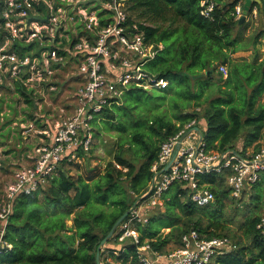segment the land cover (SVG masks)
Segmentation results:
<instances>
[{"label": "trees", "instance_id": "1", "mask_svg": "<svg viewBox=\"0 0 264 264\" xmlns=\"http://www.w3.org/2000/svg\"><path fill=\"white\" fill-rule=\"evenodd\" d=\"M244 1L218 0L211 19L200 15L201 0L128 1L127 26L136 24L149 43L162 45L145 70L156 80H163L164 86L138 87L131 83L116 102L95 116L92 124H103L112 139L110 160L103 169L90 167L94 144L87 152L77 149L79 162H68L70 153L48 184L14 200L3 235L10 249L1 251L0 264H96L100 242L148 192L151 167L161 145L192 121L202 131L207 152L231 149L244 154L252 145L255 151L261 147L264 58L259 49L264 40V0H260L261 6L253 3L247 14L253 18L255 10L258 23L262 16L261 29L257 23L247 37L243 34L246 20L239 24L235 16L236 6L242 8ZM247 51L252 52L251 60L233 59L235 54ZM220 66L225 67L226 74L219 71ZM15 92L24 99V113L33 118L32 92L18 83ZM71 167L78 172L76 176L70 175ZM228 175V171H222L199 176L200 184L214 195V201L205 207L191 202L189 188L174 181L159 198L164 214L138 226L140 244L148 240L154 250L165 252L171 241L174 248L179 247L181 237L191 230L207 238L230 239L224 201L230 199L238 207L247 188L254 190L264 183V173L256 184L245 188L239 200L230 197ZM251 199L256 203L255 213L243 218L238 227L240 237L230 239L236 248L219 264H264V239L256 230L262 217L256 213L262 198L256 194ZM181 215L187 220L182 221ZM152 222H159L160 228L149 230ZM162 229H170L169 234L162 237ZM121 247L116 237L112 238L100 252V260ZM110 256L123 264H138L130 245L119 256Z\"/></svg>", "mask_w": 264, "mask_h": 264}, {"label": "built area", "instance_id": "2", "mask_svg": "<svg viewBox=\"0 0 264 264\" xmlns=\"http://www.w3.org/2000/svg\"><path fill=\"white\" fill-rule=\"evenodd\" d=\"M128 1L0 0V100L6 93L15 94L18 83L32 92L37 106L39 95L45 99L47 94L59 90L62 84L59 77L64 75L66 66L73 64L71 61L77 64L75 76L81 82L75 90L70 115L47 125L44 121L36 122L34 116L43 118L34 112L33 118L13 123L21 139L31 145L32 156L28 166L15 170L13 179L3 190L0 253L10 249L3 235L14 200L48 184L70 153L67 161L77 162L75 151L90 149L94 117L116 102L131 83L138 87L164 86L163 80H156L145 70L162 45L149 43L136 24L127 26ZM217 4L218 0H201L200 15L211 19ZM241 15L242 8L237 5L236 20ZM219 71L226 73L224 66ZM5 115L4 111L0 113L1 122ZM196 128L192 121L161 145L157 161L151 167L153 176L148 192L143 195L147 194L152 206H156L161 194L174 181H179L189 188L191 202L205 207L214 201V195L206 185L200 184L199 176L222 171L229 172L226 184L230 197L239 200L245 188L256 184L264 173V145L256 151L247 149L244 154L231 149L207 152ZM186 132L188 135L177 148ZM183 144L187 146L185 149ZM147 223L137 203L113 236L122 249L107 252L100 264H123L110 254L119 256L127 245L134 247L138 264H219L221 258L236 248L228 238H207L191 230L181 237L179 247L156 251L148 240L140 244L137 228ZM256 230L264 239V215L258 220Z\"/></svg>", "mask_w": 264, "mask_h": 264}, {"label": "rangeland", "instance_id": "3", "mask_svg": "<svg viewBox=\"0 0 264 264\" xmlns=\"http://www.w3.org/2000/svg\"><path fill=\"white\" fill-rule=\"evenodd\" d=\"M225 1H232V0H225ZM255 11V10H254ZM256 12V11H255ZM256 15H253L252 17L246 16V22H247V28L243 31V34L245 37L250 36L258 23V20L256 19ZM146 26H150L149 23L147 22H142ZM261 46H260V53H261V58H264V40L261 41ZM252 52L247 51V52H239L233 56V59H246V60H251ZM70 68H67L65 71V75L60 76V81L63 82L62 77L64 78L65 85L57 90L56 92L51 93V96L48 99L47 103H44L43 106V112L47 113L48 120L55 121L61 117L60 114H64L65 112L59 111L61 108L64 109H69L68 106H71L73 104V98H74V93L75 90L79 87L80 85V80L75 76L76 73V68L74 65H69ZM226 74V73H225ZM12 94L8 93L6 95V99L4 101V104H9L8 106H13L14 101L9 100ZM45 96V95H44ZM39 97H41L39 95ZM46 98V96H45ZM43 99V98H42ZM2 103L0 102V111H2L1 105ZM10 111H13L12 108L9 107ZM50 113H49V112ZM65 111V110H64ZM17 116V113H14ZM24 116L27 114L23 113ZM28 116V115H27ZM5 120L7 121V117L4 116ZM11 119V118H10ZM96 117H94V120ZM3 121V123H0V200L2 198L3 190L5 185L10 182L13 177L12 174L13 172L18 169V164H20L22 161L20 159L22 158L23 153H27V150H24V145L27 146L25 148H28L31 150V145L28 144L27 142L23 141L21 137L19 136V133L16 134V136H12L11 132L17 133V128H14L13 126H8V124ZM34 120L37 122L43 121V119H40L36 116H34ZM93 122V121H92ZM91 126L93 129V148H92V153L91 157L89 158V164L90 167H100V169H103L105 164L110 160V156L108 155V152L112 148V139L110 137L109 132H106L103 130L104 125L99 124V126L95 125V123L92 124ZM5 123V124H4ZM203 128H205V125H203ZM203 130V129H202ZM202 132V131H200ZM98 134V135H97ZM13 137V138H12ZM237 144H242L241 142H238ZM261 145H264V140L261 142ZM187 146L183 144L182 148H186ZM254 148V145L248 147L250 151H252ZM246 149V150H247ZM70 175L76 176L78 172L74 167H71L69 169ZM260 194L261 195V202L259 204L260 210H258V215L261 217L264 215V183L260 186V188H256L254 190H250V188L246 189V194L243 197L242 202L239 203L238 207L237 205L229 200H225V214L224 218L226 219V226L228 227V236L230 237L231 240L236 241L239 237L240 234L238 232V227L239 224L242 222L243 218L248 215V214H254L255 213V201L251 199V195H256ZM139 203L140 211L141 213H144L146 218L149 220V218H152L153 216H161L165 212V208L163 205L162 201H157L156 207H152V203L150 204L149 198L146 200H141ZM181 220L186 221L187 217L181 215ZM68 225H71V222H68ZM161 224L159 222H152L149 225V230L155 231L160 228ZM170 229H162L160 231V234L162 237H165L169 234ZM174 241H171L166 249H172L174 248Z\"/></svg>", "mask_w": 264, "mask_h": 264}, {"label": "crops", "instance_id": "4", "mask_svg": "<svg viewBox=\"0 0 264 264\" xmlns=\"http://www.w3.org/2000/svg\"><path fill=\"white\" fill-rule=\"evenodd\" d=\"M253 15L255 16L256 15V12H255V14H254V12H253ZM71 63H73V64H69V65H75V68H76V66H77V64L76 63H74V62H72L71 61ZM66 66L64 69H66V68H70V66ZM64 71V70H63ZM76 71H77V68H76ZM76 74V73H75ZM64 75H65V72H64ZM63 76V75H62ZM62 80H63V82H62V84H61V86H60V88L59 89H61L65 84V81H64V78H62ZM44 94H46V93H44ZM6 95H7V93L5 94V97L3 98V99H1L0 100V102L2 103L1 105V108H2V111H0V113L1 112H5L7 115H5L6 117H7V121L5 120V118H3V121L5 120V122L8 124V126H13V123L14 122H17V121H20V120H22L23 118H26V117H28L27 115L26 116H24V110H25V108H26V105H25V103H24V99H23V97H22V95L19 93V92H15V94H12L11 95V97H12V99L10 98L9 100L11 101V100H13L14 101V104H13V106L11 105V106H8L9 104H4V101H5V99H6ZM51 96V94H47V96H46V98L44 99H42V97H38V99H36V104H37V106H34V114H39V116H42V118H43V121L45 122V123H47V125H50V124H52L53 122H55V121H57V120H59L60 118H62L64 115H66V116H68V115H70V111H71V113H72V111H73V109H72V107L74 106V100H73V104L71 105V106H68L69 107V109L67 110V109H60L59 111H61V112H65L64 114H60L61 115V117L59 118V119H57V120H55V121H52V120H48L49 118L48 117H50V116H48L47 117V113L46 112H43L44 110H43V106H44V103H47L48 102V99H49V97ZM74 99V98H73ZM33 104H34V102H33ZM40 106V107H39ZM9 107L10 108H15L13 111H10L9 110ZM49 112V111H48ZM14 113H17V116H16V114H14ZM50 113V112H49ZM34 114H33V116H34ZM11 118V119H10ZM29 118V117H28ZM0 123H1V121H0ZM3 123V122H2ZM5 124V123H4ZM17 131V133H14V132H11L12 133V136H16V134H18V130H16ZM13 138V137H12ZM25 147H27V146H25L24 145V150H27V153H23L22 154V158L20 159V161H22L20 164H18V169L19 168H22V167H25V166H28L30 163H31V160H30V157L32 156V148H31V150H29L28 148H25ZM77 162H79V160H77ZM17 170V169H16ZM15 172V171H14ZM14 172H13V174H14ZM13 174H12V177H13Z\"/></svg>", "mask_w": 264, "mask_h": 264}, {"label": "water", "instance_id": "5", "mask_svg": "<svg viewBox=\"0 0 264 264\" xmlns=\"http://www.w3.org/2000/svg\"><path fill=\"white\" fill-rule=\"evenodd\" d=\"M253 3L258 4L259 6H261V1L260 0H245L243 7H242V15L239 18V24H241L242 22L245 21L247 14L249 13L251 6L253 5ZM259 29H261L262 27V16H259V23H258ZM196 131L199 133L200 136V140L202 141V137H201V133L200 130L198 128H196ZM189 132H186L185 134L182 135V137L179 140V143L177 145V148H179L180 143L186 138V136L188 135ZM171 161L165 166V168L163 169V172L165 170H167V168L170 166ZM161 172H159V174H161ZM158 174V175H159ZM147 194L145 196H143L142 198H140L138 201H136L133 206L127 210L112 226L111 230L109 231V233L107 234V236L100 242L97 250H96V257H95V262L96 264H100V252L102 251V249L106 246V244L113 238L119 224L129 215L130 211L132 209H134L137 205L138 202H140L141 200H143L144 198H146Z\"/></svg>", "mask_w": 264, "mask_h": 264}]
</instances>
